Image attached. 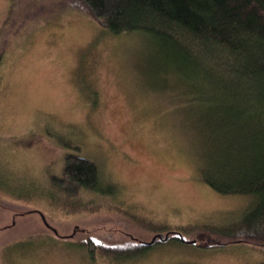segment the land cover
Returning a JSON list of instances; mask_svg holds the SVG:
<instances>
[{
    "label": "rangeland",
    "instance_id": "1",
    "mask_svg": "<svg viewBox=\"0 0 264 264\" xmlns=\"http://www.w3.org/2000/svg\"><path fill=\"white\" fill-rule=\"evenodd\" d=\"M55 2L0 0V264L264 263L261 245L193 232L236 224L254 196L201 179L189 109L167 90L147 37L110 33ZM74 155L95 163L112 193L66 195L52 183H65ZM181 231L194 243L155 242L125 259L74 243Z\"/></svg>",
    "mask_w": 264,
    "mask_h": 264
},
{
    "label": "trees",
    "instance_id": "2",
    "mask_svg": "<svg viewBox=\"0 0 264 264\" xmlns=\"http://www.w3.org/2000/svg\"><path fill=\"white\" fill-rule=\"evenodd\" d=\"M54 8L83 11L113 34L137 31L147 37L168 78L167 90L180 92L189 109L201 179L222 194L254 196L236 224L193 232L252 242L264 251V0H56ZM63 171L67 182L52 183L66 195L113 191L87 158L67 157ZM169 239L181 241L176 233ZM74 243L93 257L122 259L151 248L138 241L104 244L90 236Z\"/></svg>",
    "mask_w": 264,
    "mask_h": 264
},
{
    "label": "water",
    "instance_id": "3",
    "mask_svg": "<svg viewBox=\"0 0 264 264\" xmlns=\"http://www.w3.org/2000/svg\"><path fill=\"white\" fill-rule=\"evenodd\" d=\"M174 233H176L183 242L194 243V240H187V239H185L184 236L180 232H174ZM168 239H169V235L168 234H166V235L157 234L156 236H154L152 238V240H150L148 242H145V244L146 245H153L158 240L164 242V241H167Z\"/></svg>",
    "mask_w": 264,
    "mask_h": 264
},
{
    "label": "flooded vegetation",
    "instance_id": "4",
    "mask_svg": "<svg viewBox=\"0 0 264 264\" xmlns=\"http://www.w3.org/2000/svg\"><path fill=\"white\" fill-rule=\"evenodd\" d=\"M15 223V221L13 220V223L12 224H14ZM54 230V229H53ZM55 231V230H54Z\"/></svg>",
    "mask_w": 264,
    "mask_h": 264
}]
</instances>
